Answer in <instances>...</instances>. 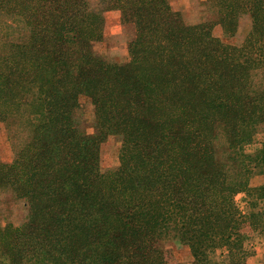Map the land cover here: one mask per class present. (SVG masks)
<instances>
[{"label": "trees", "instance_id": "trees-1", "mask_svg": "<svg viewBox=\"0 0 264 264\" xmlns=\"http://www.w3.org/2000/svg\"><path fill=\"white\" fill-rule=\"evenodd\" d=\"M97 1L0 0V16H23V25L0 31V123L23 106L35 114L31 141L0 163V192L30 209L21 227L0 226V264H168L162 244L170 238L204 264L217 247L239 243L243 222L235 188L210 168L214 155L202 145L199 81L216 62L203 43L213 25L233 30L243 15L252 48L264 43V0H208L215 21L196 26L169 0ZM109 11L135 27L122 65L93 51ZM81 95L93 106L92 136L74 121ZM109 136L121 140L119 165L101 173L99 147ZM237 255L231 264H241Z\"/></svg>", "mask_w": 264, "mask_h": 264}, {"label": "rangeland", "instance_id": "rangeland-1", "mask_svg": "<svg viewBox=\"0 0 264 264\" xmlns=\"http://www.w3.org/2000/svg\"><path fill=\"white\" fill-rule=\"evenodd\" d=\"M90 2L96 5L98 1ZM169 4L173 11L180 13L186 25L196 26L214 20L215 14L213 8H209L208 0H169ZM10 12L0 16V31H5L7 23L23 25V16ZM104 19L102 40L93 44V51L108 64H125L128 44L135 38V27L121 24L118 11L106 12ZM225 30L219 23L213 25L210 38L203 43L216 62L203 69L204 78L199 81L202 92L198 114L207 124L202 145L214 155L210 168L224 172L227 184L235 188L231 203L243 227L233 237L239 243L231 246L229 242L217 247L206 256L204 264H231L234 250L238 252L234 258L241 264H264V169L257 165L258 160H254L259 157L257 155H261V162L264 159V43L252 48V25L247 15L239 18L233 30ZM218 52L226 53L228 57L242 55L247 63L240 66L235 60L228 66L226 60L219 59ZM257 61L263 63L258 66ZM77 107L74 121L79 131L84 136L94 135V110L89 99L79 96ZM30 112V106H23L10 120L0 123V163H11L31 141L30 126L35 122V114ZM120 148L121 140L116 136H109L100 144L101 173L118 167ZM29 211L28 202L18 194L0 192V226L21 227L27 223ZM162 247L166 250L168 264H193L190 249L177 239L170 238Z\"/></svg>", "mask_w": 264, "mask_h": 264}]
</instances>
